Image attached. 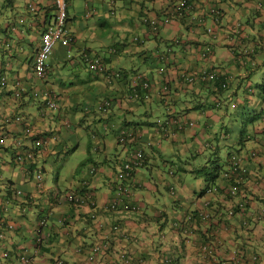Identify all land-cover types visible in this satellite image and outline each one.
<instances>
[{
  "label": "crops",
  "instance_id": "1",
  "mask_svg": "<svg viewBox=\"0 0 264 264\" xmlns=\"http://www.w3.org/2000/svg\"><path fill=\"white\" fill-rule=\"evenodd\" d=\"M178 1L68 0L67 27L76 42L70 49L56 47L47 75L40 80L34 60L54 17L53 0H0V78L5 76L9 83L0 89V134L4 132L0 139V235L4 243L0 264H21L16 258L25 248L28 264H122L121 252L130 253L137 264H164L172 256L174 264H217L216 258L201 251V244L208 240L217 243L220 257L232 260L243 249L259 254L264 264V0H189L195 6L193 19L205 17L213 33L196 28L198 21L192 32L182 21L166 23L167 12ZM213 8L221 13L215 25ZM145 19L159 21L158 33L150 31ZM176 40L180 45L174 44ZM172 44L170 66L159 74L158 56ZM208 48L211 57L202 59L201 51ZM84 53L102 56L110 70L126 71L131 77L146 75L155 91L165 81L172 84V90L149 103L131 102L128 86L110 85L102 75L91 72ZM211 69L227 79L226 91L216 94L211 88L182 81V70ZM17 81L25 89L19 100L13 97ZM46 89L56 94V112L37 99L36 94ZM218 95L227 99L219 109L213 105ZM105 101L111 107L101 113L97 106ZM232 102L237 109H232ZM169 114L187 116L195 127L172 139L158 140L154 118ZM17 116L29 126L17 123ZM125 126L144 133L142 142L130 151L149 140L156 142L147 148L145 166L136 177L139 184L133 199L141 212L104 209L113 196L115 174L128 154L117 143V134ZM38 139L46 144L36 150L33 160L17 162V154H25ZM80 150L81 158L70 157ZM229 155L245 159L247 172L239 194L228 195L230 185L222 177L216 180L219 193L202 194L209 184L203 176L205 166H211L208 162L213 157L227 159ZM50 160L55 164L75 161L70 188L58 185L57 172L56 185L50 184L46 167ZM39 168L45 172L42 194L36 178ZM18 190L24 195L18 196ZM69 190L91 191L97 206L57 202L56 196ZM206 208L212 213L220 210L227 225L212 228L195 219ZM47 213L51 237L38 245V221ZM8 222L14 224L13 229L6 227ZM100 244L106 248L90 262V249ZM3 251L13 259L4 258Z\"/></svg>",
  "mask_w": 264,
  "mask_h": 264
},
{
  "label": "built area",
  "instance_id": "2",
  "mask_svg": "<svg viewBox=\"0 0 264 264\" xmlns=\"http://www.w3.org/2000/svg\"><path fill=\"white\" fill-rule=\"evenodd\" d=\"M55 6V15L46 27L43 32L42 43L39 50L36 53L35 60H34V71L35 75L38 79L43 80L48 71V60L55 52L56 47L61 45L65 48H71L75 43V37L72 32L67 27V0H54ZM193 11V5H191L187 0H180L176 5H174L167 14V18L165 20L166 23L173 22L176 19H181L184 17H189ZM214 14L218 15L217 11H214ZM214 24L217 23L219 17L215 16ZM147 23L150 25L151 30L153 32H157L159 28V21L156 19L147 20ZM209 33H213L214 29L212 27L207 28ZM210 54V49L207 52L203 53V57H207ZM165 60V59H164ZM84 61L87 63L88 68L92 72L100 73L105 76L106 80L109 83L115 82L117 79L121 77L120 72L118 71H111L105 65L102 57L97 55H91L88 53H84ZM168 63V62H167ZM166 64V63H165ZM164 70L161 69L160 72ZM189 78L190 81L193 80V76L189 73L183 72L182 77ZM199 78L203 81H213L216 79V74L214 72H202L199 75ZM7 83V80L2 79L1 85ZM225 87V84L222 85ZM16 91L14 93L15 98H20L24 94V88L20 81L15 83ZM168 86L164 87L166 90ZM130 99L133 101L139 100H149L151 98V84L149 80L142 78L141 76H134L131 81V92L129 94ZM36 96H39L45 108L50 111H58L59 105L56 100L55 92L49 90H42L41 92L37 93ZM110 102L106 101L100 105H98V110L100 112H107L110 108ZM16 122H22V118L17 117ZM29 126V124H27ZM192 125L189 122V119L186 117H172L166 120H159L157 121V126L155 128L156 135L162 136L167 139H171L174 137L177 131L182 130L183 128ZM142 138V133L140 131H135L129 128H122L119 132V143L124 147L127 148L133 142H138ZM44 139H38L35 143V146L32 150H26L25 154H18L17 155V162H25L26 160H32L34 158V150L43 148L45 146ZM145 151L143 148H138L135 152L130 154L127 161L123 164L122 168L118 172L115 180V192L117 193V197L113 200L106 209L115 210L119 206V204L124 200L126 197L131 196V189L129 186L125 185V183L133 180L134 174L140 170L144 165V157ZM26 160V161H27ZM234 164L230 167L229 173L225 175L227 177H233L235 186L232 188V194H237L238 186L243 184L246 173V168L243 166V160L239 156L233 157ZM36 178L38 180V186L42 187V180H43V173L41 170L36 172ZM217 191L216 187H212L208 190L209 193H215ZM18 195H23L21 191H17ZM174 194V191L172 192ZM91 196L89 195H82L76 192H69L63 198L67 202H70L75 205H82L87 202H90ZM63 201V200H62ZM128 205V204H127ZM130 207V206H128ZM134 210H137L133 207ZM201 218L203 220H208L210 218V214L207 212L201 213ZM48 220L47 218H43L39 222V234L37 235L36 242L37 244L43 243V241L47 238L48 234L46 231H43L47 228ZM8 229H13V223H7L6 226ZM115 229H117L115 227ZM3 239V236L0 235V240ZM3 245L0 242V246ZM106 248V245H95L92 248V255H90V260L94 261L96 255L100 254L103 249ZM2 252V246L0 248ZM201 251L209 256L214 257L215 251L214 247L209 246V244H203L201 246ZM3 257L6 259L12 260V256L10 257L9 252L3 251ZM259 256H254V260H256ZM21 264H28L30 262V257L28 251L25 250L17 255L16 258ZM120 262L122 264H133L131 258L125 254V252L121 253L120 255ZM60 264L62 262H59Z\"/></svg>",
  "mask_w": 264,
  "mask_h": 264
},
{
  "label": "clouds",
  "instance_id": "3",
  "mask_svg": "<svg viewBox=\"0 0 264 264\" xmlns=\"http://www.w3.org/2000/svg\"><path fill=\"white\" fill-rule=\"evenodd\" d=\"M180 1V0H179ZM178 1V2H179ZM191 5H193V11H194V9H195V6H194V4H192L189 0H187ZM178 2H176V3H174L172 6H171V8L174 6V5H176ZM53 4H54V0H53ZM31 9H29L30 11H32V12H34V10H33V8H32V6L30 7ZM170 8V9H171ZM54 10H55V6H54ZM67 10H68V0H67ZM192 11V12H193ZM214 11H217L218 12V15H216V14H214ZM167 14H168V12H167ZM192 14V13H191ZM190 14V16L189 17H184V18H181V19H176V20H174L173 22L175 23V22H178V21H182V19L183 20H188V22H187V27L189 28V30H190V32H192V31H194V28H195V26L194 25H198V24H196V23H194V21H196L195 19H193V17H192V15ZM54 15H55V13H54ZM67 16H68V12H67ZM211 16L213 17V24H214V20L216 19V18H214L215 16H218L219 17V19H218V21H217V23L219 22V20H220V16H221V13H220V10H217V8H213V11H212V14H211ZM147 20H152V19H145L144 20V22L148 25V27H149V29H150V31L152 32V33H154V34H156V33H158V31H159V28H160V24H159V28H158V31L157 32H153L152 30H151V27H150V25L147 23ZM157 20V19H156ZM52 21V20H51ZM198 22H199V25L198 26H205L206 24H205V21H206V18L204 17V18H202L200 21L199 20H197ZM173 22H170V23H173ZM51 23V22H50ZM217 23H215V24H217ZM214 24V25H215ZM210 26H208V28H209ZM73 34V33H72ZM75 37V36H74ZM75 42H76V40H75ZM176 43L177 44H179L180 45V43L181 42H179L178 40H176ZM75 44V43H74ZM67 49H70V48H67ZM208 49H210V48H208ZM208 49H206V50H204V51H201V53H200V57H202V59H208V58H210L211 57V50H210V54H208L207 55V57H203V53H205V52H207L208 51ZM174 52V50L172 49V48H170L169 49V53H170V55L172 54ZM94 55H97V56H100V55H98V54H94ZM161 56V55H160ZM164 56H166L167 57V59H168V63H164V64H160V67L158 68V71H159V74H164L165 73V71L169 68V66H170V60H169V58L170 57H168V55H164ZM100 57H102V56H100ZM103 59V58H102ZM104 61V60H103ZM104 63H105V61H104ZM87 64V63H86ZM106 64V63H105ZM48 66H49V63H48ZM108 67V66H107ZM108 69L110 70V68L108 67ZM161 69H163L164 71L163 72H160L161 71ZM111 71H118V72H120V74L122 73V71L120 70H111ZM48 72V71H47ZM92 72V71H91ZM183 72H186V73H189V71H186V70H182V73ZM202 72H214L215 74H216V79H218V78H222L223 76L221 75V72L219 71V70H217V69H211V70H204V71H202ZM202 72H200V73H198V74H196V73H194L197 77H199V75L202 73ZM93 73H96V72H93ZM182 73H181V76H182ZM97 74H100V73H97ZM47 75V74H46ZM100 75H102V74H100ZM122 75V74H121ZM104 78H105V76L104 75H102ZM134 76H141L142 78H144V79H147V80H149V82H150V84H151V98L149 99V100H139V101H133V100H131L130 99V92H131V88H130V90H129V92H128V96H127V99L129 100V101H131V102H138V103H149V102H151V101H153V99H156L157 97H165V96H167L169 93H170V89H171V85H170V83L169 82H167V81H165L164 83H162L161 84V87H160V89L158 90V91H155L154 89H153V83L151 82V80L146 76V75H143V74H135ZM133 76V77H134ZM46 77V76H45ZM133 77H132V79H133ZM121 78V77H120ZM119 78V79H120ZM2 79H5V80H7V84H9L8 83V79L5 77V76H3V77H1L0 78V82H1V80ZM119 79H117L115 82H113V83H109L107 80H106V78H105V81L108 83V84H110V85H113L114 83H116V82H118V80ZM182 79H183V77H182ZM215 79V80H216ZM132 81V80H131ZM212 82V81H211ZM16 83V82H15ZM15 83H14V93H15V91H16V87H15ZM165 86H168V88L166 89V90H164V87ZM221 86H222V84H221ZM225 86H226V84H225ZM9 87V86H8ZM8 87H1V88H8ZM223 87V86H222ZM25 90V89H24ZM41 92V91H40ZM14 93H13V97H14V99H16V100H19V99H22L24 96H25V94H23L19 99L18 98H15V96H14ZM24 93H25V91H24ZM37 99H40L39 97L37 98ZM41 100V99H40ZM42 102V101H41ZM106 102V101H105ZM108 102H110V101H108ZM104 103V102H103ZM110 104H111V102H110ZM98 107V106H97ZM111 107V106H110ZM98 109V108H97ZM110 109V108H109ZM108 112V111H107ZM101 113H103V112H101ZM17 117H20V118H22V122H20V123H23L24 124V119H23V117H21V116H17ZM17 117H15V119L14 120H16V118ZM172 117H186L187 119H189V122L190 123H192V125H189V126H187V127H185V128H183V129H188V128H191V127H195V121H193V120H191L189 117H187V116H178V115H176V114H172L171 115V118ZM166 119H169L168 117H166V118H159V119H157L156 120V122H155V126L153 127V130H154V133H155V128H156V126H157V121H159V120H166ZM17 123H19V122H17ZM123 128H129V129H133V130H135V131H140L141 133H142V138L138 141V142H133L132 144H130L127 148H124L120 143H119V132H120V130L122 129H120L119 130V132H118V134H117V143H118V145L119 146H121L124 150H126L127 152H128V154H127V157L125 158V159H123V161H122V163H121V165H120V167H119V169H118V171H117V173L115 174V177H114V179H113V185H112V188H113V196H112V198L104 205V209L106 210V211H117L119 208H121V207H126V208H128L129 209V207L128 206H130L131 207V200L133 199V197L135 196V188L136 187H138V184H139V182H138V180H137V174H138V172L145 166V165H143V167L140 169V170H138V172L137 173H135L134 174V177H133V180L131 181H129V182H127V183H125V185H127V186H129L130 187V189H131V196L128 198V197H126L124 200H122V202L119 204V206L117 207V209H115V210H109V209H106V207L113 201V200H115L116 199V197H117V193L115 192V180H116V176H117V174H118V172L120 171V169L122 168V166H123V164L127 161V159H128V157H130V154L133 152V150L132 151H130V149H131V147L133 146V145H135V144H140L141 142H142V140H143V137H144V133H143V130H141V129H138V128H134V127H127V126H125V127H123ZM182 129V130H183ZM182 131L180 130V131H177L176 132V134L174 135V137L177 135V134H179V133H181ZM155 135H156V133H155ZM156 137L158 138V140H161V139H163L164 137H162V136H159V135H156ZM174 137H172V138H174ZM171 138V139H172ZM164 139H167V138H164ZM156 145V142H155V144H153L152 143V141L151 140H149L148 142H145V143H143V145H141L140 147H138V148H143L144 149V151H145V153H147V148H150V147H154ZM34 147V146H33ZM137 148V149H138ZM36 150H38V149H36ZM36 150H34V152H36ZM19 154H21V153H19ZM18 155V154H17ZM239 156V155H238ZM16 158H17V156H16ZM15 158V159H16ZM33 160V159H32ZM16 161H17V159H16ZM27 162V161H26ZM38 170H41L42 171V173H43V175H45V172H44V169L43 168H39V169H37L36 170V172L38 171ZM229 170H230V167H229V169H227V170H225V171H223V173H224V177L226 178L227 176L225 175L226 173H229ZM92 173H94L95 172V169L93 168L92 169V171H91ZM246 172H247V170H246ZM171 173L172 174H174V171L173 170H171ZM245 175H246V173H245ZM227 178H229L230 180H232V182H231V185H230V188H229V192H228V194L230 195V196H236V195H238L239 194V192H240V190H241V187H242V185L244 184V182H243V184H241L240 186H238V191H237V194H232V192H231V190H232V188L235 186V183L233 182L234 181V178L233 177H227ZM244 178H245V176H244ZM0 180H1V174H0ZM46 182L44 181V180H42V187H39V190H40V193L42 194V193H44L45 192V190H46ZM212 187H216L217 188V191L215 192V193H209L208 192V190L210 189V188H212ZM18 191H21L22 192V190H18ZM174 191V194H172V192ZM69 192H76V193H78V194H82V195H89V196H91V198H90V202H87V203H85V204H82V205H75V204H72V203H70V202H67L66 200H64L63 198L65 197V195L67 194V193H69ZM220 192V188L218 187V186H216V185H210L208 188H207V190H206V192H205V194H216V193H219ZM23 193V192H22ZM170 194H171V196H175V188L174 187H171L170 188ZM18 195V194H17ZM24 195V194H23ZM18 196H22V195H18ZM27 197H33V196H31V195H27ZM56 198H57V202H62V200L64 201V202H67L68 204H71V205H73V206H77V207H81V206H84V205H88V206H90V207H92V208H94V207H96L97 206V204H96V202H95V200H94V196H93V193L91 192V191H89V190H87V191H74V190H69V191H65L61 196H56ZM128 204V205H127ZM138 205H136V207H137ZM208 206V205H207ZM139 208H140V206H139ZM131 209V208H130ZM133 211H134V209H133ZM202 212H207V211H199L198 212V217L200 218V219H202L201 218V213ZM207 213H209V212H207ZM94 217V216H93ZM43 218H47V220H48V225H47V228L45 229V230H43V231H46V234H48V236H47V238L45 239V240H47V239H50V237H51V232L49 231V229H48V227H49V214L47 213V214H44V216H41V218L39 219V221H38V231L36 232L37 233V235L39 234V222L43 219ZM192 218V217H191ZM188 220H190V218L188 217ZM203 220V219H202ZM208 220H210V218L208 219ZM208 220H203L204 222H208ZM116 232V231H115ZM37 238V237H36ZM36 240V239H35ZM44 240V241H45ZM43 241V242H44ZM43 243H41V244H38V245H42ZM205 244H209V243H205ZM256 255H258V254H255L254 256H256ZM253 256V257H254ZM259 256V255H258ZM90 259V258H89ZM61 262V261H60ZM60 264V263H59ZM62 264V263H61Z\"/></svg>",
  "mask_w": 264,
  "mask_h": 264
},
{
  "label": "trees",
  "instance_id": "4",
  "mask_svg": "<svg viewBox=\"0 0 264 264\" xmlns=\"http://www.w3.org/2000/svg\"><path fill=\"white\" fill-rule=\"evenodd\" d=\"M30 6H32V5H30ZM186 21L188 22V20H186ZM186 21H184L182 19V23L186 24V26H187V22ZM194 23H197V21H194ZM202 27H204L206 29L207 33H209L208 30H207V28H208L207 25H205V26L202 25ZM196 28H201V26H197ZM195 31H197V29ZM178 41L181 42L180 40H178ZM190 43L192 44L191 41H190ZM174 44L175 45H179L175 41H174ZM174 44H172L170 46V48H173L174 47ZM168 54L170 55L169 50H167V52H162L161 53V56H158V60H159V63L160 64H164V63H167L168 62L167 57L164 56V55H168ZM105 65L108 66L107 64H105ZM121 74L122 75H121V78L118 80V83L121 82L125 86L126 89H127V86H128V91H129L130 88H131V80H132V77L130 75H128V73L126 71H122ZM189 74L191 76H193V80L192 81H190L189 78H187L186 76L182 80L188 86L189 85L190 86H195V85L202 86L203 85V87L213 89L214 93H216V94H220V92L226 91L228 89V87H229V82H227V79L224 78V77L218 78V79L213 80L211 82V81H203L202 79H200L199 77H197L193 72H189ZM196 74H198V73H196ZM129 76L131 77V79H130ZM221 84L222 85L226 84V86L225 87H222ZM8 86H9V84H7L6 82L4 83V85H1V82H0V89H1V87H8ZM171 90H172V84H171V89L169 91L171 92ZM216 99L217 100L213 101V105L215 106V108H218L219 109V108H222L223 106L225 107V104L227 103V101H226L227 99L221 98V96H219V95H218V97ZM163 103H165V102H163ZM167 103H168V100L166 101L165 104H167ZM230 106L232 107V109H237L238 108L237 105H236V103H234V102H232V104L230 103ZM171 115L172 114H169L168 115V118L169 119L171 118ZM256 119L257 118H253V120H256ZM24 125H27V124H24ZM184 130L185 129H183L181 131H184ZM2 134H4V132L0 134V139L3 138ZM33 146H35V145H33ZM136 150L137 149H134L133 152H135ZM255 155L256 154H254L253 156H255ZM233 157H234V155H229L225 161L223 160L222 157H219L218 159H215V157H213L212 158L213 160L210 161V162H208V165H211V166H208L207 167V165H206L205 166L204 173H203L204 179L207 181V183H209L207 185V188L211 185L210 182H212V184L216 185L218 183V181L216 182V180H218L221 177L223 179H225V180L228 181V185H231L232 180H230L227 177L226 178L224 177L223 170L225 169L226 164H227V168L225 170L229 169V167H231L234 164ZM146 159H147V153L145 154V157H144V165L146 163ZM219 159H221V161H219ZM26 160H27V158H26ZM26 160L24 159L25 162H26ZM242 160H243V163H244L245 159L242 158ZM207 188L203 191L202 194H204L206 192ZM172 197L174 198L175 196H172ZM131 201H132L131 202V207H129V209L126 208V207H121L117 211H133V207H135L137 210H134V212H141V209L139 208V206L136 207V205L134 203V199H132ZM205 211L209 212L208 214H210V220H208V223L210 224V227H212V228H215V227L220 228V227H225L227 225L225 216L223 215V213L220 210L215 209V210H213V213H212L211 209H209V208L207 209L206 208ZM261 213H262L261 214V217L264 219V212H263V210H262ZM160 214H162V212H160ZM195 216H196L195 219L198 220L199 219L198 212L196 213ZM183 223H185V222L183 221L181 225H183ZM181 225L178 228V230H181L182 229L181 228ZM184 229L187 230V226H185ZM241 229H244V228L242 227ZM0 242H2V244H4L2 240H0ZM205 243H209V246L214 247V251H215L214 257H209L207 255H205V256L206 257H209V258H212V259L216 258L215 260H216V263L217 264H263L262 263V260H261V256L259 254H258L259 257L256 260H254V258H253V256L255 255L254 252H247V251H245L243 249L237 250L235 252V254H234L233 259L230 260L228 258H223L222 256L220 257L218 255V249H217V243L216 242H215L214 245H213L212 241H210V240H208L207 242H204L203 244H205ZM203 244H201V246ZM1 246H2V248L4 247V245H1ZM1 246H0V248H1ZM25 250H26V248L23 249L22 251H25ZM22 251H20V252H22ZM90 253H92L91 249H90ZM121 253H123V252H121ZM125 254L131 258V261L133 262V264H137L136 263V260H135L136 258H134L128 252H125ZM90 255H89V258H90ZM171 259H172L171 261L169 259H167L164 264H174V257L172 256ZM116 260H117V258H116ZM89 261L91 262L90 259H89Z\"/></svg>",
  "mask_w": 264,
  "mask_h": 264
},
{
  "label": "rangeland",
  "instance_id": "5",
  "mask_svg": "<svg viewBox=\"0 0 264 264\" xmlns=\"http://www.w3.org/2000/svg\"><path fill=\"white\" fill-rule=\"evenodd\" d=\"M256 83L258 84V82H256ZM154 119L157 120L158 117L156 116ZM74 138L75 137H73V139ZM83 142H85V139ZM77 144H78V140H76L75 145H77ZM32 149L30 148L29 150H32ZM83 154H84L83 150H80L78 152L75 151V152L70 153V157H72V159L81 158L83 156ZM223 160L224 161L226 160V156L223 157ZM74 164H75V161H70V163H67V161H60L58 164H55L53 160H50V163H47V166H46L48 171H49V182H50V184L56 185V174L55 173L57 172L58 174H60V182L58 183V185L62 189L70 188V181L72 179L71 177H72V173L74 171V170H72L74 168ZM75 186H78V184L76 183Z\"/></svg>",
  "mask_w": 264,
  "mask_h": 264
}]
</instances>
